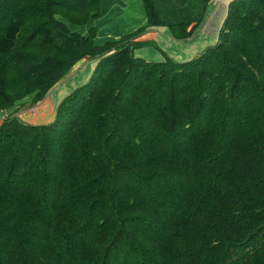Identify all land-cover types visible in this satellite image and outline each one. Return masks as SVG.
I'll use <instances>...</instances> for the list:
<instances>
[{
	"label": "trees",
	"instance_id": "trees-1",
	"mask_svg": "<svg viewBox=\"0 0 264 264\" xmlns=\"http://www.w3.org/2000/svg\"><path fill=\"white\" fill-rule=\"evenodd\" d=\"M118 1L0 0V109L102 57L52 123L0 125V264H264V0L232 2L188 62L135 57L148 28L96 44ZM140 1L185 38L211 11Z\"/></svg>",
	"mask_w": 264,
	"mask_h": 264
},
{
	"label": "crops",
	"instance_id": "crops-1",
	"mask_svg": "<svg viewBox=\"0 0 264 264\" xmlns=\"http://www.w3.org/2000/svg\"><path fill=\"white\" fill-rule=\"evenodd\" d=\"M234 1L219 0L217 3H211V11L204 24L185 40H175L170 34V29L165 27L148 28L135 41L141 43L133 50L135 57L147 62H163L167 59L188 62L199 57L206 49L218 42L219 29L226 19L229 5ZM140 27L141 25L134 31ZM122 33V31L118 32V34ZM101 59L102 57H98L83 61L36 105L29 98L19 111L17 108H12L6 114L0 112V125L9 117H17L24 123L37 126L52 123L64 99L90 82ZM32 108H36L35 115L29 111Z\"/></svg>",
	"mask_w": 264,
	"mask_h": 264
},
{
	"label": "rangeland",
	"instance_id": "rangeland-1",
	"mask_svg": "<svg viewBox=\"0 0 264 264\" xmlns=\"http://www.w3.org/2000/svg\"><path fill=\"white\" fill-rule=\"evenodd\" d=\"M97 0H94V2H96ZM117 1V0H115ZM63 3L61 4H65L64 6H66V3H68L69 1H62ZM219 2V0H210V3H217ZM97 3V2H96ZM229 8V7H228ZM110 17H105L102 18L100 16L94 17V19L92 20V28L94 29V37H95V41L97 42L96 44L99 43L102 44L104 42H106L107 40H115V42L119 43V41L121 42L122 37L132 34L137 27H139L141 25L140 28L143 29H147L149 28L148 23H146V18H145V11H144V6L142 4V2L140 0H121L118 1L116 3V5L111 9L110 11ZM228 13V11H227ZM63 14H69L70 16H73V13H70L66 8L63 9H57V15L58 16H62ZM64 18V17H63ZM225 21V20H224ZM224 23V22H223ZM223 23L219 29L218 32V40H219V36H220V32H221V28L223 26ZM87 27L84 30L90 31V28L88 25H86ZM139 28V29H140ZM138 30V29H137ZM188 30V29H187ZM190 30V29H189ZM122 31V34H118V32ZM170 34L172 36V38H174L175 40H185L188 39L190 37H183L182 33L177 30L174 31V29H170ZM174 32V33H173ZM140 37L137 36L135 39H130V43H139V42H135L136 39ZM32 48H28L26 50V54H33L35 56H40V54H42V50H31ZM31 56V55H28ZM34 58L31 56V58H29V60H33ZM88 59H93V58H87L85 60ZM23 64V67H26L27 63H28V58L24 59L21 61ZM31 74V73H30ZM20 88L19 86H16L15 89V93L16 95H20ZM22 99H20V101L18 100L14 106L9 107V108H5V109H0V112L3 114L8 113L7 111H9L12 108H17L18 111L22 109V107L25 105V102L31 98V102L34 103L35 105L39 102H34L33 101V97L32 96H28V97H21Z\"/></svg>",
	"mask_w": 264,
	"mask_h": 264
},
{
	"label": "built area",
	"instance_id": "built-area-1",
	"mask_svg": "<svg viewBox=\"0 0 264 264\" xmlns=\"http://www.w3.org/2000/svg\"><path fill=\"white\" fill-rule=\"evenodd\" d=\"M31 114L35 115L36 114V108H32L29 110Z\"/></svg>",
	"mask_w": 264,
	"mask_h": 264
}]
</instances>
